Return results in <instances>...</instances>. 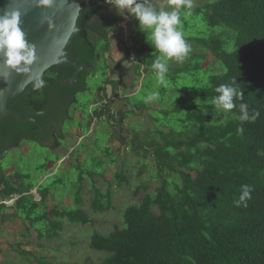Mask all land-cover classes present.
Here are the masks:
<instances>
[{
    "label": "trees",
    "instance_id": "16d2710c",
    "mask_svg": "<svg viewBox=\"0 0 264 264\" xmlns=\"http://www.w3.org/2000/svg\"><path fill=\"white\" fill-rule=\"evenodd\" d=\"M204 1L202 7L186 8L201 15L204 25L203 35L191 38L202 48L201 60L206 66L202 81L188 87L171 109L164 111L176 114L174 122L180 127L158 131L159 138L153 136L148 142L135 134L131 138V149L138 156L154 158L157 171L152 178L159 185L139 203L127 206L121 223L112 232L93 233L90 248L105 254L99 262L63 264H264V0ZM102 3L84 0L78 19L79 34L73 40L76 59L92 66L93 72L110 45L107 40L96 42L86 29L88 21L104 11ZM130 16L115 14L112 20L119 25ZM133 53L138 57L137 50ZM196 66L187 70L194 80L199 68ZM45 78L44 74L42 79ZM110 82L107 80L106 85ZM222 84L243 93L242 99L234 97L237 107L228 112L212 102L219 95L216 88ZM41 90L33 88V93ZM241 103L249 106L250 115L259 112L254 122L240 121ZM128 111L122 115L121 123ZM101 116V109H97L90 118ZM14 125L19 126L16 122ZM240 128L242 132L238 131ZM83 175H79L81 185L73 207L49 208L34 219L28 213L26 220L42 222L52 215L86 226L91 223L81 208ZM5 180V175H1L0 185ZM244 184L252 187L246 207L235 203ZM5 186L6 196L26 191L24 187L16 190L10 182ZM143 188L138 186L136 193ZM49 195V189L40 190L39 202L43 203ZM110 198V192L104 195L97 190L93 209H110ZM26 200L25 196L19 198L17 210H23ZM29 204L30 209L37 208V203ZM52 231H61L59 222H52ZM38 237L44 238L40 229ZM34 261L53 263L41 255Z\"/></svg>",
    "mask_w": 264,
    "mask_h": 264
},
{
    "label": "rangeland",
    "instance_id": "374dc122",
    "mask_svg": "<svg viewBox=\"0 0 264 264\" xmlns=\"http://www.w3.org/2000/svg\"><path fill=\"white\" fill-rule=\"evenodd\" d=\"M147 2L157 11L172 10L168 0H147ZM204 3V0H192V8L202 7ZM132 16L127 23L122 21L121 26L126 24L128 33L141 39V48L143 47L142 51H137V59H140L142 64L136 70L137 78L133 82L134 85L124 86L123 89L121 81L120 83L113 82L111 77H113L114 70L109 68L108 55L107 53L104 56L101 55L97 61L96 73L93 72L95 75H90L87 78V83L92 89L91 92L80 93L77 103L68 104V117L64 123L63 133L69 138L65 141L59 138L62 150L52 152L44 145L33 140H26L23 147L21 146L15 151L14 156L4 161L5 171L11 174L12 180L15 178L17 181L15 184L19 188L23 184L32 186L37 194L43 188H47L50 190V195L42 203L39 202L40 196L37 199L36 193L29 191L22 194L28 201L27 204L22 203L25 205L23 210H17V204L14 203V210L16 209L18 214L20 213V217L25 220L28 226H32V229L29 230L30 235L27 237L30 244L27 248L23 245L24 247L22 246L18 250L17 256L9 253L1 254L0 264H37L34 259L39 255L45 257L46 260H51L52 264L89 260L95 263L99 262L105 254L90 248L93 233L98 232L106 235L112 232L114 226L121 223L124 209L129 205L139 203L146 193L153 191L159 185V181L152 178L153 173L157 171L154 158L152 156L142 158L131 149L132 134L139 135L143 142H148L153 139V136L159 138L156 135L158 131L170 130L171 126L180 127L179 123L174 122L177 115L166 114L164 111L171 109L172 103L188 87L200 85L204 75L203 68L206 66L201 60L202 48L197 47L191 38L201 37L205 31L204 25L201 23V15H194L184 7L180 9L178 28L182 31L191 50L183 61H177L175 58L169 59L161 54L149 42L148 34L141 29L138 19L134 15ZM147 47H150L151 50ZM157 58L168 69L164 83H158L157 69L152 67ZM210 58L213 57L210 56ZM194 64H197L196 68L199 67L195 80L191 73L187 72ZM211 66L214 67L213 63ZM107 80L111 81V85L105 89ZM113 83L117 85L115 89ZM100 86L103 87L101 101L96 95L98 94L96 89ZM152 93H157L158 98L148 101L147 97ZM117 95L122 99L125 98L124 100L129 103L130 111L123 123L120 120L116 121L118 110L115 107L109 105L110 110H107L108 115H106L101 105L102 101H111L110 98L113 96L115 100L116 98L120 100L121 98ZM98 101H100L98 106L102 111V116L94 120L91 117L88 120L91 113L98 109L95 104L90 107L89 103ZM119 112L121 111L119 110ZM116 126L118 127L116 128ZM118 130L122 133H116ZM71 134L74 135L71 136ZM80 173L84 174L81 208L87 212L91 223L86 226L71 222L67 218H55L52 215L42 222L39 220L26 221L28 213H31V217L34 219L39 218V215H44L49 211V208L67 210L73 207L74 199L81 185L79 183ZM122 179L125 181L121 182ZM141 185L145 188L136 193L137 187ZM97 190L104 195L108 192L111 193L112 207L104 212H97L92 207V199ZM32 202L37 203V208H33V210L30 209L29 204ZM105 202L104 200L103 203L105 204ZM2 208V210H8L4 206ZM52 222H59L61 231L53 232ZM39 229L44 234L42 240H39L38 237ZM32 231H34L33 234Z\"/></svg>",
    "mask_w": 264,
    "mask_h": 264
},
{
    "label": "flooded vegetation",
    "instance_id": "af4514ba",
    "mask_svg": "<svg viewBox=\"0 0 264 264\" xmlns=\"http://www.w3.org/2000/svg\"><path fill=\"white\" fill-rule=\"evenodd\" d=\"M103 6L104 11L98 16H93V18L88 21V24H86L89 36L93 37V40L96 42L99 40H107L110 30H118L122 23L121 21V23L117 25V23H114L112 20V16L116 9L104 3ZM127 22L128 21H126V23ZM106 30L108 34L105 33ZM74 48L75 44L73 41L72 44L67 47V53L72 62L71 65H67L61 69L50 68L44 73L46 78L44 79L45 83L40 93L39 91L37 94L33 93L34 84H32L27 86L26 90L16 100L9 103L8 107L12 111L18 113L22 118L31 121L19 124L13 118L8 117L0 123V153L2 148L6 150L4 157L0 159V176L4 173V161L14 156L15 151L23 145L24 141L33 140L51 149L52 152H58V150H62L59 140L62 139L65 141L69 138L68 135L63 133L64 123L68 117L66 114L69 110L68 104L77 103L79 101L78 95L84 91H89L90 87L87 83V78L94 71L92 66L76 59L77 56L74 53ZM74 65L83 68L90 66L91 70L89 72L86 70L80 71L76 76L75 82L70 84L68 80H70L77 71ZM107 86L109 85H106L105 89ZM96 91V93H98L96 95L101 101L103 99V87H97ZM100 101L97 103H89V106L96 105L99 107L98 104ZM107 101H102L101 105L105 106L108 103ZM107 110H109L107 107L103 110L106 115H108ZM88 120H90V116ZM15 122L19 125L17 128H14ZM77 129L81 130L79 128ZM72 135L74 134H71V136Z\"/></svg>",
    "mask_w": 264,
    "mask_h": 264
},
{
    "label": "clouds",
    "instance_id": "9594fccd",
    "mask_svg": "<svg viewBox=\"0 0 264 264\" xmlns=\"http://www.w3.org/2000/svg\"><path fill=\"white\" fill-rule=\"evenodd\" d=\"M52 3L53 0H40L41 5L50 6ZM108 3L114 5L115 7L112 8L122 14L127 12L134 15L138 19L141 29L147 32L149 42L165 57L183 61L190 52V45L186 43L178 25L180 24V9L182 7L191 9L192 0H168L171 11H157L147 3V0H108ZM20 16L21 13L18 10H6L0 14V53H3L7 67L15 69L17 72L27 73L36 60V55L34 46L29 44L26 34L20 26ZM152 67L157 69L158 83H164V77L168 71L166 65L157 58ZM44 83V80L38 77L35 79L34 88L40 89ZM216 92L219 95L214 96L212 102L225 112L237 107L234 97L239 96L241 99L243 97L242 92H238L235 87L227 84L217 87ZM157 98L158 94L152 93L147 97V100L152 101ZM107 102L111 105L109 100ZM102 108L104 107L102 106ZM239 111L241 113L239 119L242 122H254L259 116V112L250 115L249 106L245 103L239 104ZM238 131L242 132L243 129L240 128ZM251 194L252 187L248 184L242 185L241 194L235 201L236 205L243 204L246 207L247 201L251 199Z\"/></svg>",
    "mask_w": 264,
    "mask_h": 264
},
{
    "label": "water",
    "instance_id": "95a60500",
    "mask_svg": "<svg viewBox=\"0 0 264 264\" xmlns=\"http://www.w3.org/2000/svg\"><path fill=\"white\" fill-rule=\"evenodd\" d=\"M97 1L102 3L101 0ZM83 2L84 0H53L49 6L41 5L40 0H0V14L6 10H18L21 13L20 26L29 44L34 46L36 55L29 72L22 73L7 67L4 55L0 53V123L8 117L19 124L31 121L12 111L8 107L9 103L16 100L27 86L34 84L35 79L41 78L50 68L61 69L72 64L67 47L78 35V19ZM103 3L109 5L106 0H103ZM74 67L77 71L68 80L70 84L75 82L80 71L91 70L90 66ZM5 153L6 150L2 148L0 159Z\"/></svg>",
    "mask_w": 264,
    "mask_h": 264
},
{
    "label": "crops",
    "instance_id": "0c3cea01",
    "mask_svg": "<svg viewBox=\"0 0 264 264\" xmlns=\"http://www.w3.org/2000/svg\"><path fill=\"white\" fill-rule=\"evenodd\" d=\"M115 14L127 16L129 13L125 12L122 14L116 9L114 15ZM132 18L134 17L132 16ZM125 20L129 21L131 19L129 17L128 19ZM127 29L128 26L125 24L124 26L122 25L118 30L111 29L109 34L107 30L105 32L106 34L109 35L107 39V42L110 44L109 51L107 52L108 62L110 64L109 68H112L114 70L113 77H111V79L119 83L121 81V85H123V89L125 87L134 85L133 82L137 78L136 70L142 64L140 59H137V57L135 56L132 61L130 59L133 50L138 49L137 51L139 52L142 45H141V39L136 37L134 34L133 36H131L128 33ZM129 64H133V65L131 66ZM143 67L144 66L142 65V68ZM117 97L121 98L119 95H117ZM112 98H110L111 101L109 100L111 102V106L115 107L118 110L116 121L117 122L118 120L122 121V115L128 110L129 103L124 100L125 98L123 99L121 98L120 100L117 98L115 100L114 96ZM99 109L100 108L98 107V110ZM119 110L121 112H119ZM117 127L118 126H116V128ZM125 130L127 129L125 128ZM118 132H120V130H118L116 133ZM120 133H122V131ZM64 153L66 154L65 151ZM3 174L7 179L5 180L6 181L5 184L10 182L11 187L13 186V188H15L16 190L19 189V186L15 184L17 183V181L15 180V178L14 180H12L13 178H11V174L9 172H6L5 168ZM5 184L0 185V255L4 253H9L14 256H17L18 250H20L23 245L25 246V248L29 246L30 243L27 237L30 235L29 230L32 229V226H28V224L25 223V220H23L20 217V213L18 214L17 210L16 209L14 210V203L17 204L19 198L24 196L22 194L26 193L27 191L36 193L37 199H39V194H37V191L32 186H25L23 184L22 187L26 188L25 192L21 194L16 191L10 196H6L5 194L7 193V191ZM3 206L6 207L8 210H2ZM33 233L34 231H32V234Z\"/></svg>",
    "mask_w": 264,
    "mask_h": 264
},
{
    "label": "built area",
    "instance_id": "2783aa9c",
    "mask_svg": "<svg viewBox=\"0 0 264 264\" xmlns=\"http://www.w3.org/2000/svg\"><path fill=\"white\" fill-rule=\"evenodd\" d=\"M107 1V3H108V0H106ZM109 5L108 6H110V7H115L114 5H112V4H110V3H108ZM131 60H133L134 59V53H132L131 54V58H130Z\"/></svg>",
    "mask_w": 264,
    "mask_h": 264
},
{
    "label": "bare ground",
    "instance_id": "6f19581e",
    "mask_svg": "<svg viewBox=\"0 0 264 264\" xmlns=\"http://www.w3.org/2000/svg\"><path fill=\"white\" fill-rule=\"evenodd\" d=\"M112 110V109H111ZM115 123V122H114Z\"/></svg>",
    "mask_w": 264,
    "mask_h": 264
}]
</instances>
